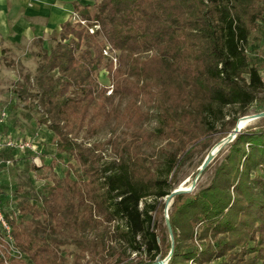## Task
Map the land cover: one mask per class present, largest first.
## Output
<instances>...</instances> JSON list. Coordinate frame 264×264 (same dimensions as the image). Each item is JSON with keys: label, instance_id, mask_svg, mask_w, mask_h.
<instances>
[{"label": "trees", "instance_id": "16d2710c", "mask_svg": "<svg viewBox=\"0 0 264 264\" xmlns=\"http://www.w3.org/2000/svg\"><path fill=\"white\" fill-rule=\"evenodd\" d=\"M72 4L87 23L65 20L49 47L36 39V72L23 73L13 90L34 99L57 149L80 172L73 177L67 170L37 191L30 172L41 168L30 163L13 195L0 183L5 215L25 254L17 264H80L86 249L92 256L84 264H150L170 252L166 264H264V117L228 142L208 184L174 196L173 242L158 217L181 162L218 130L230 115L225 108H235L228 117L233 126L252 107L264 109L262 59L251 40L263 26L264 0ZM104 71L109 83L100 79ZM116 95L155 108L154 127L132 140H79L85 125L92 134L114 109L107 102ZM131 110L138 120L150 112L137 103ZM152 140L166 141L161 163L144 153L143 143ZM107 143L113 156L104 159ZM15 152L4 149L0 157ZM70 238L80 245L74 263L61 249Z\"/></svg>", "mask_w": 264, "mask_h": 264}, {"label": "rangeland", "instance_id": "374dc122", "mask_svg": "<svg viewBox=\"0 0 264 264\" xmlns=\"http://www.w3.org/2000/svg\"><path fill=\"white\" fill-rule=\"evenodd\" d=\"M81 1L83 3L88 2V0ZM74 17V11H72V14L68 19L76 21ZM262 23L263 26L258 28L253 33L251 40L254 45H257L258 50L256 51L257 55L255 56L262 59L261 71L264 75V20ZM94 28L96 27L94 26ZM89 31L93 32L90 29ZM36 47L37 46L34 45L32 47L22 48L21 50L15 51L13 55L20 53V55L24 58V64L20 62L17 65L16 59L11 56L5 58L4 61H0L1 67H5L4 70L2 69L4 74L0 75V108L6 106L9 113L8 122L3 126L4 133H11L14 131L17 132V136L22 134L24 136L32 137L36 140V142L39 143L41 147V153L36 160H34L36 153H32L31 151H25V155L20 151L15 152L13 155V163L9 167H5L0 171V183L4 185L6 189H10L11 195H13V190L17 186L19 177L23 174L25 169L30 166V163H34L41 168L40 172H30L37 191L43 190L45 185L55 184L57 175L62 176L67 170L71 172L73 177H78L80 172V167L76 160L57 149L54 133L44 122L40 121L41 113L33 107L34 99L32 97H28L27 100L20 99L13 90L16 79H18L20 76H23V73L36 72L39 61V58L36 55V52L39 50V48ZM106 49L107 51H105V53L110 54L111 51L109 48L107 47ZM112 56V60L116 66L117 57H115L114 52ZM21 68L22 72L20 71ZM18 73H20L19 76L17 75ZM107 78L108 76L106 75L105 71L100 74V79L104 83L110 82L109 78ZM112 89L113 85H110L108 87L107 94L112 93ZM136 103L140 104L143 109H150L149 115L138 120L135 113H133V110L129 111ZM113 107L114 109H112ZM110 109L112 110L107 116H102L97 121V127L92 134L88 132L85 125L80 131L78 139H83L87 142V144L93 143L95 141H103L109 137H113L117 140H122L123 138L132 140L137 131L142 132L145 129H151L156 124V109L144 103L140 98L132 96H113L107 102V110ZM260 110L261 109H257V107L254 106L246 114ZM225 111L227 114L230 113L232 116V114L235 113V108L232 106H227ZM229 116L227 115L225 119L220 120L218 123V130L214 131L206 141L195 146L189 155L183 159L175 176V187L181 184H184L186 187L191 185L201 163L205 159L206 154H208L209 149H211L212 145L215 143L220 142L221 139H223L235 126V124L233 126L232 121L228 119ZM257 120L258 119H255L249 124H255ZM165 144V140H152L150 142H144V153L151 161L161 163V159L163 157L161 147L165 146ZM227 147L228 141L220 144V149L210 162L209 167L203 171L202 175L198 179L196 188L210 182L215 166L225 155ZM102 153L104 155V159L113 156L112 144L107 143L105 148L102 150ZM170 206L171 204L169 205L167 212L164 206L163 212L158 215L162 226H167L166 214L168 213L169 215ZM163 217H165L164 220ZM102 228L103 226L100 229ZM69 241L70 242L67 244L62 245L61 249L71 252L68 254L67 262L74 263L75 256L80 251V245L71 238ZM91 256L92 254H90V252H88L86 249V256L79 257L78 260L80 261V264H84L91 258ZM13 263L17 264L18 261L13 260Z\"/></svg>", "mask_w": 264, "mask_h": 264}, {"label": "crops", "instance_id": "0c3cea01", "mask_svg": "<svg viewBox=\"0 0 264 264\" xmlns=\"http://www.w3.org/2000/svg\"><path fill=\"white\" fill-rule=\"evenodd\" d=\"M72 1L0 0V61L11 56L16 59L17 65L20 62L24 64L20 53L13 54L22 48L36 45L35 40L39 38L43 39L44 47H49L62 23L74 11ZM4 68L0 65V75L4 74ZM7 122L8 118L0 125V132L16 135L14 131L4 133L3 126ZM20 152L25 155V151Z\"/></svg>", "mask_w": 264, "mask_h": 264}, {"label": "built area", "instance_id": "2783aa9c", "mask_svg": "<svg viewBox=\"0 0 264 264\" xmlns=\"http://www.w3.org/2000/svg\"><path fill=\"white\" fill-rule=\"evenodd\" d=\"M74 18L82 24H86V19L81 18L74 12ZM94 31V26L89 28ZM8 109L6 106L0 108V125L3 124L8 118ZM4 149H11L12 151H31L36 153L34 160L38 158L41 153V147L35 139L28 136H17L11 134H2L0 132V152ZM13 163V157H0V168L3 165L7 167ZM10 207L13 209L12 198L9 202ZM24 252L19 248L16 243L14 234L12 232V224L6 217L3 204L0 196V257L3 259L4 264H14L13 260H18L24 257Z\"/></svg>", "mask_w": 264, "mask_h": 264}, {"label": "water", "instance_id": "95a60500", "mask_svg": "<svg viewBox=\"0 0 264 264\" xmlns=\"http://www.w3.org/2000/svg\"><path fill=\"white\" fill-rule=\"evenodd\" d=\"M262 117H264V109L257 111V112L246 114V119H247L246 123L240 124L237 120L233 129L223 139H221L220 144L223 142H227V141L229 142V141L233 140L235 138L236 134L238 132H240L241 129L244 128L247 124H249L251 121H253L255 119H259ZM216 153H217V151L216 152H214V151L208 152L205 159L201 163V165L198 169V172L196 173L195 178L193 179L190 186L185 187V186L179 185V186L173 188L171 190V192L164 198L166 212L168 211L169 205L172 203L173 198L176 194L181 193V192H190L196 187V183H197L198 179L200 178V176L202 175V173L206 169V167L210 164V162L212 161V159L214 158ZM166 221H167V226L169 228L170 237H171L172 242H173V233H172V230L170 227L168 213L166 214ZM170 255H171V252L169 253V255L167 256L166 259H161L158 257L155 261L151 262L150 264H166V261L170 257Z\"/></svg>", "mask_w": 264, "mask_h": 264}, {"label": "bare ground", "instance_id": "6f19581e", "mask_svg": "<svg viewBox=\"0 0 264 264\" xmlns=\"http://www.w3.org/2000/svg\"><path fill=\"white\" fill-rule=\"evenodd\" d=\"M246 121H247V119H246V115H242V116H240L239 118H238V122L240 123V124H244V123H246ZM248 125V124H247ZM219 149H220V142H217V143H215L214 145H212V147H211V149H209V152L210 151H214V152H218L219 151ZM207 155V154H206ZM182 186H184V184H181ZM186 185V184H185ZM186 187V186H185Z\"/></svg>", "mask_w": 264, "mask_h": 264}]
</instances>
